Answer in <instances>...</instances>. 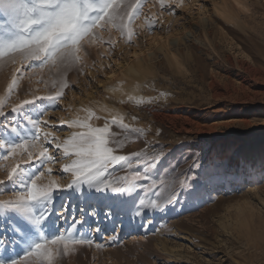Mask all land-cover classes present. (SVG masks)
I'll list each match as a JSON object with an SVG mask.
<instances>
[{
	"label": "rangeland",
	"instance_id": "rangeland-1",
	"mask_svg": "<svg viewBox=\"0 0 264 264\" xmlns=\"http://www.w3.org/2000/svg\"><path fill=\"white\" fill-rule=\"evenodd\" d=\"M163 3L162 8L160 0H146L139 18H125L132 31L130 39L127 29L121 33L111 24L107 29H97L102 42L86 45L87 54L81 51L84 62L67 71L51 64L40 68L38 62L34 63L35 73L32 69L24 73L10 96L12 65L0 59V100L8 106L6 111L12 104L33 99V94L55 95L53 85L67 82L60 99H37L18 112L0 117V141L7 145L22 138L31 139L35 129L29 120H47L45 130L60 140L68 138L71 132L85 131L69 128L60 121L85 120L89 109L100 117L89 121L96 127L115 116L123 117L130 128L146 130L143 135L121 130L120 136L124 147L118 154L146 153L138 158L139 163L137 158L130 157L131 169L126 165L116 167L118 175L143 177L137 181L136 193L94 192L83 201L72 190L57 191L52 197L54 202L48 206L50 214L40 224L13 209H0V240L8 241L6 250L0 247V257L6 264H12L44 238L66 235L65 229L73 219L80 218L82 209L89 223H99L95 240L102 247L96 243L91 247L69 244L66 254L56 255L59 264H264V174L253 187L234 189V179L228 173L231 162L240 163L247 150L258 149L264 160V0ZM4 23L0 19V39L9 34ZM185 24L186 29H182ZM183 30L190 33L184 40L153 51L141 62L147 70L139 82L121 74L110 84L116 93L104 88L119 59L130 61L163 35L171 37ZM109 40L113 43L109 44ZM41 79L48 82L47 86L37 83ZM130 87H137V93L117 94L118 90ZM133 116L137 119L133 120ZM117 128L118 125L113 126L114 130ZM45 146L50 154L61 156L54 145ZM3 154L4 149L0 148V181H5L0 185V200L15 199L23 190L21 185H26L40 164L36 162L25 176L8 181L7 174L13 167H27L23 165L27 155H10L5 160ZM232 154L237 156L234 160ZM193 160H197L196 166L187 173ZM213 166L225 174L226 178L219 183L206 179ZM45 167L53 168L54 176L60 175L61 163ZM65 178L70 177L65 174ZM186 178L191 179V186L180 189L177 202L166 206L165 211L144 212V208H139V198L147 206L155 200L156 188L166 198L168 191ZM41 181L48 182L46 177H41ZM194 193L202 195L194 198ZM93 204L98 206L96 221L87 215L88 206ZM136 204L144 212L142 216H131ZM45 205L47 201L35 203L34 212L38 214ZM65 208L62 219L59 214ZM106 209L111 210L110 220L105 218ZM95 231V226L89 229L85 225L82 229L89 235ZM114 232L118 240L109 244ZM80 234L75 233L77 238ZM43 259L36 255L30 258V264H42Z\"/></svg>",
	"mask_w": 264,
	"mask_h": 264
},
{
	"label": "snow or ice",
	"instance_id": "snow-or-ice-1",
	"mask_svg": "<svg viewBox=\"0 0 264 264\" xmlns=\"http://www.w3.org/2000/svg\"><path fill=\"white\" fill-rule=\"evenodd\" d=\"M146 0H135L134 3H123V0H0V19L5 21L3 27L9 30L7 38L0 39V59L10 62L12 65L11 77L12 82L8 84V96L13 94L18 87V82L23 78V74L30 69L35 73L33 64L38 62L40 68L51 64L54 67L67 71L68 68L74 67L78 63L84 62L81 55L83 50L85 54L88 52L87 46L102 42V36L97 29H107L108 25H114L121 33L127 29L129 39L132 31L125 24V18L129 21L139 18L140 10ZM163 8L165 5L160 0ZM155 21H153V24ZM109 44L113 42L108 41ZM87 45V46H86ZM37 83L45 84L47 81L41 79ZM55 95L46 97H36L33 99H24L18 104H12L9 110L3 100H0V117H5L12 112L20 111L24 105L34 103L37 99L56 101L64 95V89L67 87L66 81H59L53 85ZM5 97V99L8 98ZM131 99V97H129ZM149 103H155L149 100ZM47 115V112L44 116ZM100 119L95 116L90 109L88 117L85 120L70 119L68 121L61 120V124H67L69 128L85 129V131L71 132L69 137L60 140L54 133L46 131L45 126L47 120L32 121L29 120L35 133L29 138H22L20 142L7 145L0 141V148L4 149L3 159L7 160L10 155L21 156L23 158L26 153L27 159L23 160L22 167L17 165L13 167L7 174V180L11 181L13 177L25 176L28 168H32L36 162L40 167L36 169L26 185L22 184L23 190L19 191L15 199L0 200V209H13L23 214L27 219L35 224H40L50 213L48 206L54 201L53 194L57 191L72 190L77 192L80 197L86 200L89 191L94 190L97 193L112 191L115 193H127L129 195L138 191L137 181L143 179L139 174L134 176L116 174V167L119 165L123 168L125 165L128 169L133 167L130 157L137 158L146 156L143 151L131 153L129 155L118 154V150L124 147V141L120 139L125 132H134L140 135L145 133L142 128H130L124 123L123 117H113L109 122L105 120L102 127H96L89 121L91 119ZM133 120L137 117L133 116ZM116 130L113 126H117ZM264 126V122L261 123ZM15 132L16 128L13 127ZM159 135V130L156 131ZM127 139V136H125ZM54 145L61 152L60 157H56L49 153L45 144ZM39 149L34 152L32 149ZM61 163L58 170L60 175H53V168L45 167L48 164ZM197 160H193L189 166L187 173L195 168ZM151 166V165H150ZM187 173L184 175L187 177ZM67 174L70 178H65ZM41 177L47 178V183L41 181ZM225 174L218 167L212 168L206 177L209 183H219L224 180ZM63 180V183L60 181ZM191 179L185 180L182 184L172 187L168 191L166 198L160 193V189L156 188L154 192L155 200L145 203L139 198V208H144V212L149 209L165 211L166 206L173 205L177 202V192L180 189L189 188ZM39 182V183H38ZM5 181H0L3 185ZM154 186H149L151 189ZM194 198H198L200 193H194ZM47 201L39 213L34 212L35 203H43ZM97 205L88 206L87 215L93 221L99 217ZM137 204L134 206L131 216H142L144 212H140ZM64 212L60 213V218H64ZM84 209L81 210L79 219H73L71 225L65 229V234L55 235L53 238H44L41 242L35 243L34 247L25 255L12 262V264H30V258L36 255H42L46 264H59L55 261L58 254H66L69 250V244L72 245H88L91 247L96 243L97 247H102L97 243L95 236L99 233V223L91 224L84 218ZM111 210H105V218L111 219ZM89 229L95 226V233L92 235L82 232L84 226ZM72 229L73 231H69ZM81 233L79 237L75 233ZM114 235L108 243H114L118 240V235ZM8 241L0 240V247H5ZM62 245V248H61ZM6 250V247H5ZM0 264H6V261L0 257Z\"/></svg>",
	"mask_w": 264,
	"mask_h": 264
},
{
	"label": "bare ground",
	"instance_id": "bare-ground-1",
	"mask_svg": "<svg viewBox=\"0 0 264 264\" xmlns=\"http://www.w3.org/2000/svg\"><path fill=\"white\" fill-rule=\"evenodd\" d=\"M185 26L186 24L183 25L182 29H184ZM189 34V32H184L183 30L179 35L174 34L171 37L163 35L161 38H158L154 44H150V49L141 51L140 53L135 55L134 58L130 61L128 60V58L119 59L117 61V69L115 70V72L113 71V74L108 76L104 84V88L110 89L113 93H116L114 89L111 88L110 84L114 83L121 74L131 76L133 77V79H136L139 82V80L141 79L140 77L144 76L147 70V68H145L141 64V62L144 61L146 57H148L153 51H162L163 48H168V46H170L172 42L184 40ZM126 89V91L123 88L118 90L117 94L124 96L125 94L134 95L135 93H137V87H130ZM261 155L264 156V150L261 152ZM236 157L237 156L235 154H232L231 160H234ZM228 173L234 179V183L232 186V188L234 189L246 186L248 188H251L256 185L260 181L261 176L264 174V160L260 157L259 150H247L246 152H244L243 159H241L240 163L231 162V165L228 169ZM94 192V190L89 191L86 188V193H88L87 198L91 196ZM82 199L84 201V198L81 197V200Z\"/></svg>",
	"mask_w": 264,
	"mask_h": 264
}]
</instances>
